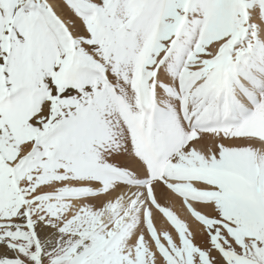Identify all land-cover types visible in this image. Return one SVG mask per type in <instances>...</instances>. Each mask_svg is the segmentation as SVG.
<instances>
[{"label": "snow or ice", "instance_id": "snow-or-ice-1", "mask_svg": "<svg viewBox=\"0 0 264 264\" xmlns=\"http://www.w3.org/2000/svg\"><path fill=\"white\" fill-rule=\"evenodd\" d=\"M0 264H264V0H0Z\"/></svg>", "mask_w": 264, "mask_h": 264}]
</instances>
